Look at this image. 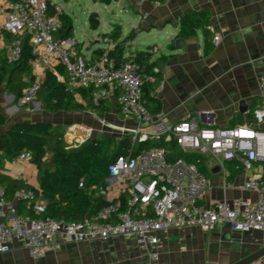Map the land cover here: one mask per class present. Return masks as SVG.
Listing matches in <instances>:
<instances>
[{
    "label": "built area",
    "instance_id": "2783aa9c",
    "mask_svg": "<svg viewBox=\"0 0 264 264\" xmlns=\"http://www.w3.org/2000/svg\"><path fill=\"white\" fill-rule=\"evenodd\" d=\"M168 1L150 0L156 8ZM62 15L59 4H48L46 0H9L6 20L0 28L9 37L4 47L5 62L19 63L27 40L33 55L28 60L31 70L39 66L62 67L65 90L87 91L93 105L110 100L119 91V114L136 124L121 131V141L129 140L130 147L109 164L104 184L97 188L107 204L79 222L41 218L45 204L39 200L33 211L40 218L18 216L15 206L3 199L0 188V254L9 252L13 242H19L32 258L41 259L65 244L123 238L133 240L147 254L145 264H155L161 239L169 232L190 228L209 232L219 224H227L233 231L259 233L264 247V183L259 178L249 177L242 185V190L258 193L254 201L240 197L204 205L212 187V167L228 189L232 187L229 166L245 174L252 171L254 164L264 163V100L252 111L255 128L203 126L194 117L170 124L161 111L150 113L143 97L145 86L157 84L160 90L163 83L157 82L152 73H138L132 60L117 62L110 58L113 48L105 49L94 60L78 55L77 40L60 36ZM218 41L215 36L213 43ZM104 42L113 46L108 38ZM41 83L40 78H35L22 91L21 105L38 103ZM261 90L264 92V82ZM77 132L79 135L69 142L73 147L83 144L91 130L78 127ZM147 142L152 145L139 150ZM31 158L30 152H22L16 160ZM33 196L32 190L14 193L15 200Z\"/></svg>",
    "mask_w": 264,
    "mask_h": 264
},
{
    "label": "crops",
    "instance_id": "0c3cea01",
    "mask_svg": "<svg viewBox=\"0 0 264 264\" xmlns=\"http://www.w3.org/2000/svg\"><path fill=\"white\" fill-rule=\"evenodd\" d=\"M8 1L0 0V28L6 20ZM114 3L128 20L126 26L115 24L121 27L122 37L134 33L133 40L124 44V57L135 51L156 50L152 53L151 63H155L153 70L158 71L163 87L160 90L156 88L150 95L159 101V111L164 113L168 123L175 124L194 117L203 126L256 127L252 111L264 100L261 90L264 82V0H169L157 8L150 0H118ZM186 12L205 14V30L199 29L187 38L179 36L180 18ZM62 16L69 18L72 26V19L64 11ZM108 25L111 32L115 25L112 26L111 22ZM73 33L72 27L70 37L74 38ZM108 34H101L87 44H78V55L94 60L98 55L95 51L114 48V45L104 42L103 38ZM140 34L145 36V44H138ZM215 36L219 37L217 44L213 43ZM8 40V35L0 32V60H4V47ZM207 42L212 47L209 53H205ZM126 49L128 54H125ZM83 50L84 55L81 54ZM60 69L63 68L39 66L31 70V75L34 79L43 80L45 73L50 71L63 82L66 75H62ZM6 92L3 83L0 105L5 124L0 127V135L20 122H49L54 128L62 126L70 132L65 136L69 144L74 136L79 135L78 127H85L86 121L75 112L56 113L51 117L44 109L40 110V103L32 110L24 106L23 111L20 99L17 105L13 94ZM75 97L84 103L78 94ZM117 97L110 99L113 114L110 123L121 133L123 129L135 126L136 122L119 114ZM51 118L53 120L49 121ZM71 125L76 128H69ZM51 146L47 148L44 161L45 168L49 170L52 169ZM1 176L39 188L36 166L31 161L12 159L4 152L0 153ZM209 177L212 187L206 193L204 205L240 197L254 201L258 193L244 191L242 185L249 177L259 178L264 183V168L256 163L251 172L234 175L229 181L232 187L228 189L223 187L216 168L212 167ZM39 202L44 203L42 199ZM11 203L16 208L15 200ZM262 248L259 233L233 231L227 224H219L209 232L199 228L174 230L162 237L157 249L159 260L155 264H236ZM146 260L147 254L133 240L123 238L65 244L49 251L41 259L32 258L19 242H13L9 252L0 254V264H145ZM250 264H264V258Z\"/></svg>",
    "mask_w": 264,
    "mask_h": 264
},
{
    "label": "trees",
    "instance_id": "16d2710c",
    "mask_svg": "<svg viewBox=\"0 0 264 264\" xmlns=\"http://www.w3.org/2000/svg\"><path fill=\"white\" fill-rule=\"evenodd\" d=\"M95 3L110 5L118 0H93ZM49 4V0H46ZM205 14L186 12L180 18L179 36L187 38L195 34L199 29L205 30L207 18ZM63 29L60 33L62 38L70 37L72 26L70 19L62 16ZM97 20L94 15L90 17V27L97 28ZM106 35H103V37ZM114 48L109 51V57L117 62L121 60H132L137 66L138 73H152L159 82L158 73H154L155 63H151L152 53L148 51H135L124 57V44L132 41L134 33L122 37L121 27L115 25L113 30L107 35ZM103 38V39H105ZM211 43L207 42L205 53L211 51ZM105 49L95 51L98 58ZM33 57L32 48L27 40L23 43L22 59L16 65H8L5 60H0V85L5 84V91L13 94L15 101L22 96V91L33 81L31 69L28 66V60ZM8 68V69H7ZM7 69V71H6ZM65 75L63 69L59 71ZM157 87V84L147 85L143 89V97L150 113L159 112V101L151 97L150 93ZM78 94L84 103L77 101L75 95ZM117 95V92L115 93ZM38 102H42L44 111L56 114L61 111L67 113L81 112L87 107L96 114H104L110 110V100L100 105H93L89 100V93L85 90H79L74 93L67 92L63 82L50 71L45 73L38 93ZM5 124L1 113L0 105V127ZM54 141V142H53ZM53 142V145L51 144ZM62 138H56V131L49 122H20L12 126L6 134L0 135V153L4 152L12 159L22 152H30L31 162L36 166L39 172V188L35 189L23 181L11 180L3 176L0 177V188L2 196L6 202L14 201V193L17 190H32L34 196L32 199H18L16 202V214L31 219L40 218L34 214L33 207L39 199L45 204V212L41 218H53L56 220H65L66 222H79L86 216H90L107 203L98 195L97 188L104 184L107 176V168L117 156L125 153L124 149L130 147L129 140H122L116 145V150L110 155L104 154V143L98 140L88 143L76 149L66 150L61 143ZM52 145V146H51ZM152 144L143 143L139 150H145ZM51 146L52 169L45 168V158L47 148ZM161 146V145H158ZM177 156V155H176ZM264 168V163L261 164ZM230 176L228 181L234 175L241 174L233 166H229ZM83 182V187L79 183Z\"/></svg>",
    "mask_w": 264,
    "mask_h": 264
},
{
    "label": "rangeland",
    "instance_id": "374dc122",
    "mask_svg": "<svg viewBox=\"0 0 264 264\" xmlns=\"http://www.w3.org/2000/svg\"><path fill=\"white\" fill-rule=\"evenodd\" d=\"M50 2L53 4H59L62 10L64 11V14L72 19V27L74 32L73 35L79 45H82L83 43L87 44L92 40L97 39V37H99L101 34L110 33L108 30V24L110 22L112 23V26H114L115 24H120L123 26L127 25L128 20L122 14H120V10L118 9L115 3H112L110 5H104L100 3H95L93 0H50ZM92 14L96 15V19L98 20V29L96 30H92L89 27L90 17ZM135 17L137 18V16ZM144 37V35L140 34L137 41L138 44H145ZM102 45L104 46V43ZM84 53L85 52L83 50L81 54L84 55ZM128 53L129 51L128 49H126L125 54ZM2 87L3 83L0 85V89ZM7 92L6 94H8ZM14 103L17 104V101H14ZM38 103H40V110H42L43 108L41 102ZM85 106V113L75 112L76 115H80L83 120L86 121L83 124V126H85L84 129L91 130L90 134L88 135V138L80 146H83L89 141L98 140L101 143H104V154L110 155L114 153L116 150L117 143H119L122 139V134L119 133V131L116 130L115 126L110 123V120L112 119L113 115L111 113L112 110H109V112L104 114H96L87 107V104H85ZM29 107L31 110L33 109V106ZM22 109L24 111V106L21 107V110ZM47 114L51 115V117H54V114ZM58 114L63 115L67 114V112L61 111ZM52 120V118L49 119V121ZM72 127H74V125H71L69 128ZM54 129L56 131V138H62L61 143L64 145L66 150L76 149L80 147L79 145L77 147H73L72 145L66 142L67 140H65V136L66 134L69 135L70 132L63 129L62 126ZM67 139L69 138L67 137Z\"/></svg>",
    "mask_w": 264,
    "mask_h": 264
},
{
    "label": "water",
    "instance_id": "95a60500",
    "mask_svg": "<svg viewBox=\"0 0 264 264\" xmlns=\"http://www.w3.org/2000/svg\"><path fill=\"white\" fill-rule=\"evenodd\" d=\"M261 258H264V248L259 249L258 251H256V253H253L252 255L242 259L236 264H250Z\"/></svg>",
    "mask_w": 264,
    "mask_h": 264
}]
</instances>
